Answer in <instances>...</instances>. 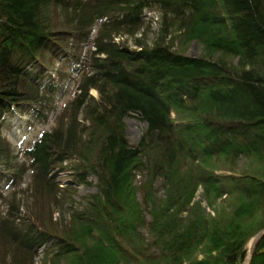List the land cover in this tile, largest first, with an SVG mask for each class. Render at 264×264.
Listing matches in <instances>:
<instances>
[{
  "label": "trees",
  "instance_id": "1",
  "mask_svg": "<svg viewBox=\"0 0 264 264\" xmlns=\"http://www.w3.org/2000/svg\"><path fill=\"white\" fill-rule=\"evenodd\" d=\"M146 11L165 23L152 44ZM60 91L55 125L13 162L3 115L44 121ZM25 169L34 217L0 215V264L41 247L43 264H241L264 226V0H0V171L15 184ZM63 171L96 190L62 226ZM248 264H264V233Z\"/></svg>",
  "mask_w": 264,
  "mask_h": 264
},
{
  "label": "rangeland",
  "instance_id": "2",
  "mask_svg": "<svg viewBox=\"0 0 264 264\" xmlns=\"http://www.w3.org/2000/svg\"><path fill=\"white\" fill-rule=\"evenodd\" d=\"M144 21V25L140 30L143 32L142 38L146 43L152 44L154 39L160 36V34L162 33L165 24L164 20L157 12L146 11L144 15ZM117 40L125 41L130 46L136 47L133 36H119L117 37ZM175 43H177V41ZM185 52L192 56L199 55L203 52V47L196 39H192L188 43ZM57 64L58 61L54 59L52 62H50L52 68L56 67ZM91 91L95 94L94 90ZM68 94V92L60 91L54 97V99L49 100V105L51 108H49L50 110L46 114L44 121H38L33 124L29 123L28 119H31L32 116L30 113L23 111L14 110L12 112H7L3 115V124L1 127V132L10 142V146L12 149L11 160L13 162H25V164L27 163V159H25L23 155L24 149L30 145L32 140L38 136L41 130L50 129L52 126L55 125L57 111H59V108L64 102V100L67 99ZM144 126L145 122L140 117H138L136 113H131L125 117V132L130 143L134 144L138 141ZM63 164H70V161L65 160ZM7 171L8 170L0 171V174H2L0 176V215H4L9 206L12 204L14 205V209L16 211V214L18 215V217L16 218V222H20L24 226L28 225L34 217V206L32 204L33 200L31 196L29 170H23L21 176L15 184L9 183V180L7 179L6 175ZM57 178L59 179V183L63 189L58 194L57 201L53 208L54 211L52 216L53 218L57 219V221L63 226L68 223L73 210L82 208L88 204L89 195L95 192L96 190V187L94 185L96 178L94 175H90L88 177L92 181V184L90 185L83 183L69 185L67 181V175L64 171L59 172L57 174ZM137 179H139V175H137ZM155 187L156 195L162 196V179L158 178L156 180ZM200 197L201 191L199 188L196 192L195 198L198 199ZM206 208L211 214L214 213V210H212L211 208ZM144 232L146 234V231ZM250 240L247 243L248 248ZM46 259L47 257L44 254V251H42L41 247L37 250V253L33 258V264H43Z\"/></svg>",
  "mask_w": 264,
  "mask_h": 264
},
{
  "label": "water",
  "instance_id": "3",
  "mask_svg": "<svg viewBox=\"0 0 264 264\" xmlns=\"http://www.w3.org/2000/svg\"><path fill=\"white\" fill-rule=\"evenodd\" d=\"M263 233H264V226L254 233V235L252 236V238L250 240V244H249L247 254L244 257L241 264H248L249 263L251 256L253 254V251L257 245V242L260 239V237L263 235Z\"/></svg>",
  "mask_w": 264,
  "mask_h": 264
}]
</instances>
